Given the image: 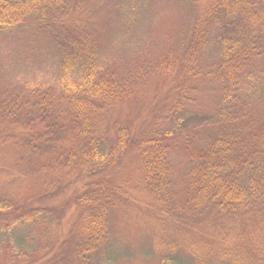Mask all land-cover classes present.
Wrapping results in <instances>:
<instances>
[{
	"label": "rangeland",
	"instance_id": "obj_1",
	"mask_svg": "<svg viewBox=\"0 0 264 264\" xmlns=\"http://www.w3.org/2000/svg\"><path fill=\"white\" fill-rule=\"evenodd\" d=\"M30 1L16 0L19 9L16 16L18 20L21 18L18 29L0 28V99L5 101L9 95L19 94V109H22L12 116L13 123L0 120V200L22 203L40 193L43 183L48 181L42 172V167L50 163L47 158L49 151L45 149L47 145L40 142L34 147L28 145L21 128V124L25 127L35 119L37 109L34 108L35 103L40 102L39 97L28 93L25 96L16 76L29 73L34 68H48L72 61L80 40L96 39L95 58H91L112 61L113 57L114 60L121 57L120 64L115 67L118 77H132V99L114 105L97 119V129L105 133L108 141H112L114 131L126 122L125 117L131 121L130 126L138 128L140 137L153 131V126L165 117L171 104H168L169 99L153 105L152 112V108L148 109L147 119L139 118L151 105L152 96L158 89L170 87L174 79L178 81L161 65L166 66L175 59L183 61L179 65L184 68L181 74H184V82L188 81L186 66L192 62L193 68L197 69L195 72L209 73L219 64L220 57L214 45L217 39L222 38L219 31L224 36L225 45L240 41L245 47L253 45L256 51L254 56L251 52L253 57L246 67L254 75L264 72V9L254 0H229L239 4H233L231 12L225 11L223 28L215 24L208 28L205 22L202 13L212 0H145L150 16V35L147 38L142 36L136 48L139 50L137 56L133 55L134 48L123 52L124 57L120 51H123L127 37L118 8L120 0H67L60 5L51 0H40L38 4ZM68 10H79L86 23L78 20L82 26L72 31L48 26L56 15ZM41 23L47 27L35 29ZM197 28L204 29V37L195 46ZM193 54H196L194 60ZM75 65H80V62ZM246 67L244 72L248 75ZM211 83L205 82L201 94L210 90ZM62 98L53 95L51 100L62 108L67 102ZM210 98L207 94L202 96V100L213 104ZM194 99L195 96L188 93L186 100L179 102L180 107L183 106L181 114L191 112L190 105L195 104ZM262 100V103L257 102L245 95L241 87L225 83V134L235 132L238 135V130L241 137L261 132L260 140L255 139L254 145L260 150L264 148V98ZM13 117L17 118L16 122ZM168 122L166 120L164 124ZM72 132L73 129H66V135H58L64 145L61 150L54 151L55 156L63 153L64 148L67 153L68 148L75 145ZM208 132V127L204 128L203 136ZM190 162L184 146L177 141L169 152V185L172 190L168 195L165 193L155 198L144 183L138 161H127L125 175L121 174L114 180L127 198L122 201L116 199L110 208L111 230L107 242L115 241L120 250L131 251L132 257H121L116 264H158V259L165 254L185 256L195 264L217 260L229 264H264V214L259 215L256 208H253L254 213L244 208L245 191L235 196L236 203L230 214H218L206 203L199 207L202 202L194 207L188 193V175L193 168ZM238 162L233 160L231 163L237 166ZM58 163H62L59 166L64 170L65 158ZM65 175L64 172L59 180L65 182ZM247 182V176L240 179L243 188L247 187ZM79 199L80 196L70 193L64 195L58 204H52L51 223L40 224L33 229V235L39 241L36 251L25 255L29 262L37 264L41 257L51 259V255H55L61 260L55 264H103L95 252H90L81 263L75 257L76 240L72 235L80 229V226L76 227L78 231L74 229L75 224L81 221ZM175 221H179V225L174 224ZM3 225L0 222V226ZM141 249L152 253L153 258L147 259L141 254ZM12 250L9 242L0 246V264H16Z\"/></svg>",
	"mask_w": 264,
	"mask_h": 264
},
{
	"label": "trees",
	"instance_id": "obj_2",
	"mask_svg": "<svg viewBox=\"0 0 264 264\" xmlns=\"http://www.w3.org/2000/svg\"><path fill=\"white\" fill-rule=\"evenodd\" d=\"M39 1L31 0L30 3L38 4ZM51 1L60 5L67 0ZM228 1L212 0L204 9L202 14L208 28H211L212 24L223 28L225 11L231 12L232 5L239 4ZM254 1L264 9V0ZM16 3V0H0V28H19L21 18L18 20V15L16 16L19 10ZM118 8L127 37L120 54L123 56V52L135 48L133 55L137 56L139 50L136 48L142 36L146 35L147 38L150 35L147 2L120 0ZM78 20L86 23L85 19L80 17L79 10L72 12L68 10L64 14L56 15L55 20L53 19L48 26L55 30L72 31L82 26ZM40 25L35 29L42 30L47 27L44 23ZM203 31V28L200 30L197 28L195 46L200 44V38L204 37ZM219 34L222 38L217 39L214 44L220 57L219 64L208 71L209 73L195 72L197 69L193 68L192 62L186 66V71L191 74L188 73V81L184 82V74L181 75L184 68L179 65L183 61L168 60L169 64L161 65L166 73H171L170 76L178 78V81L175 82L174 79L170 87L158 89L152 96L151 105L142 113L140 120L148 118V111L153 105H159L161 101L167 99L168 104H171L163 120L153 126L155 127L153 131L142 137L135 125L130 126L131 121L127 117L123 126H120L121 129L118 126L119 129L114 131L112 141H108L105 133L97 129L96 122L101 114L114 105L132 99L133 85L131 86L130 75L120 78L115 70L120 64V54V58L114 60L113 57L112 61L91 58L92 56L95 58L94 38L83 42L80 40L79 44L77 43L72 61L67 60L48 68H34L29 73L16 76L23 94L39 97L40 101L35 103L34 109H37L35 119L25 127L21 124L24 137L30 146L34 147L38 142L47 145L45 149L49 151L47 158L50 161L42 167L48 181L43 183L40 193L19 204L0 200V222L4 224L0 226V246L7 242L11 243L16 264H33L25 256L38 248L39 240L33 235V229L40 224H50L54 213L52 204H58L64 195L70 193L80 196L78 204L80 203L82 211L81 221L74 227L78 231L80 226L79 232L76 235V231L74 235L70 234L76 240L74 251L77 252L75 257L78 263H81L90 252H95L103 264H116L121 257H132L131 251L126 252L124 248L120 250L115 241L107 242L111 230L110 208L116 199L122 201L127 198L122 187L114 180L117 177L119 179L121 174L125 175L124 170L128 169L125 167L127 161L135 159L140 164L144 183L154 197L165 193L168 195L172 190L169 185V152L177 141L184 146L193 167L188 175V193L191 196L190 203L194 207L202 202L199 207L205 206L206 203L218 214H230L236 203L235 196L245 191L247 196L244 208L253 213V208H256L260 212L259 215L264 214V148L260 150L254 145L255 139L260 140L259 136L262 133L253 136L243 134L244 136L239 137L240 133L237 130L239 136L235 132L225 134V83L241 87L245 95L262 103L264 72H256L254 75L249 72V67H246L256 51L253 45L245 47L243 41L225 45L222 32L219 31ZM195 55H192L193 60ZM77 61L80 65H75ZM245 67L248 75L244 72ZM205 82H212L209 85L210 90H206L204 94L211 96L213 104L202 100L204 94L201 93ZM188 93L195 96L193 101L195 104L190 105L189 114L183 115L181 114L183 106L180 107L179 102L186 100ZM53 95L63 96L62 99L67 100L65 106L59 108L52 102ZM19 100V94L9 95L5 101L0 99V120L13 123L12 116L22 110L19 109L21 105ZM152 110L153 108L151 112ZM13 118L16 122L17 118ZM166 120L169 122L164 124ZM206 127L209 132L203 136V129ZM66 129L69 131L73 129L72 139L75 145L68 148L67 153L64 148L63 153L59 152L55 156L54 151L61 150L64 145L58 135L60 133L66 135ZM62 158H65L64 170L60 168L62 163H58ZM233 160L239 161L238 167L231 163ZM64 172L65 182H62L59 179ZM243 176H247L248 179L246 188L240 184ZM198 193L202 195L201 198ZM262 218L264 219V216ZM173 223L179 225V221ZM141 254L148 257L147 259L154 256L143 249ZM51 256H53L51 259L41 257L37 264H55L61 261L60 257ZM158 264L195 263L185 256L165 254L158 259ZM207 264L229 263L217 260Z\"/></svg>",
	"mask_w": 264,
	"mask_h": 264
}]
</instances>
